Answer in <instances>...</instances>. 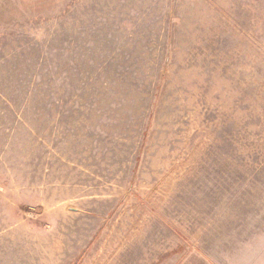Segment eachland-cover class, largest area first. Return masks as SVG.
I'll use <instances>...</instances> for the list:
<instances>
[{"label": "rangeland", "instance_id": "1", "mask_svg": "<svg viewBox=\"0 0 264 264\" xmlns=\"http://www.w3.org/2000/svg\"><path fill=\"white\" fill-rule=\"evenodd\" d=\"M0 264H264V0H0Z\"/></svg>", "mask_w": 264, "mask_h": 264}]
</instances>
